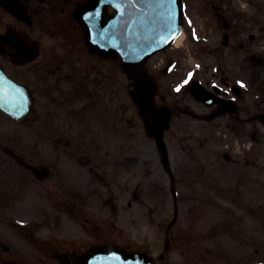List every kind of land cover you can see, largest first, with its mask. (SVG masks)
Returning <instances> with one entry per match:
<instances>
[{"label":"flooded vegetation","instance_id":"obj_1","mask_svg":"<svg viewBox=\"0 0 264 264\" xmlns=\"http://www.w3.org/2000/svg\"><path fill=\"white\" fill-rule=\"evenodd\" d=\"M3 1L6 6L0 4V62L12 77L33 93L40 139L43 140V131L46 132L44 127L53 136V163L49 165L54 173L47 178L52 179V194L67 189L69 210L76 213L79 220L89 222L91 218L79 212L88 213L91 196L71 180V171L77 160L89 166L90 172L98 168L105 172L103 167L109 153L106 135L118 136L125 118L122 61L114 57L115 61L108 67L82 44L85 30L76 21L93 0ZM23 6L24 13L14 12ZM185 9V42L180 50V65L175 67L182 77L180 93L179 96L173 94L168 83L162 98L171 109L172 117L177 113L185 119L180 125L182 130L189 131L195 123L199 139L204 138L207 144L210 138L218 139L217 148L227 147L238 154L235 158L227 156L238 166L255 164L250 158L252 149L255 146L264 148V143L253 141L256 130L264 137V19L261 18L264 0H185ZM35 47L38 56L28 62ZM23 59L26 62L16 63ZM167 60L163 72L173 69V60L169 56L165 62ZM200 86L208 97L195 93ZM253 90L260 95L253 97ZM2 114L0 111V128L5 123L3 117L18 124L27 123L28 118L16 121ZM43 114L50 117V122ZM137 120L138 110L135 109L131 120L133 128H137ZM217 134L228 137L226 140L217 138ZM10 140L3 143L23 154L16 148L15 137L11 136ZM132 149L133 158L138 160V145L132 144ZM85 150H100V155L95 154L98 162L78 157ZM63 153L69 157L63 158ZM245 170L240 182L250 177ZM198 171L202 187L199 192L213 194L219 188V179L211 176L202 162ZM65 174L69 181L64 179ZM96 176L107 189L109 181L101 172H96ZM84 178L87 188L89 183ZM44 181L46 179L36 182ZM6 190L0 187V218H3V207L13 203L11 195L4 199ZM55 200L59 209V201ZM259 204L254 210L247 204L238 208L259 217L264 225V203ZM256 253L260 261H264V251L256 249Z\"/></svg>","mask_w":264,"mask_h":264},{"label":"rangeland","instance_id":"obj_2","mask_svg":"<svg viewBox=\"0 0 264 264\" xmlns=\"http://www.w3.org/2000/svg\"><path fill=\"white\" fill-rule=\"evenodd\" d=\"M123 77H124V90H125L124 99L127 100L128 98L130 99V96H128V93L130 94V92H131V85H130V83L127 80L126 72L123 74ZM126 114L131 117V109H129V113L127 112ZM34 116H32L31 118H34ZM32 124L34 125V127H36L37 122H34ZM144 125H145L144 122L140 119V122H139V125H138L139 143L141 144V153L143 155V158L146 161L145 163L142 162L140 164V175H141L142 181L143 180H148V182L147 181L145 182L146 183L145 186H148L149 189L153 190L154 187L152 185L156 186V188L154 189V192L157 194V196H159L158 191L160 192V188H161V178L160 177L165 173V171H164V168L162 166V162H161V159H160L161 155H159V152L157 150L156 144H155L154 140H152L150 137H148L146 135V132L144 130ZM124 130L128 134V139L127 140L130 143V141H131V139H130L131 127L130 128H124ZM166 136H167V139L169 140V142L171 144L172 143H176V145H178V143L180 142L179 138H175V140H173L172 137H171V134H169V133H167ZM30 138H29L30 140L29 141L27 140L28 142L24 145L25 149L27 148L28 143L36 142V136L30 137ZM112 139L113 138H111V135H110L108 137V141L110 142L109 145H111L112 143L114 145L115 142L112 141ZM24 147L22 146V148H24ZM149 163L152 164L150 167L153 168V171L155 173L154 177H152V176L151 177H145L142 174ZM120 170L123 173L127 172V174L132 172L131 168L128 169L126 167H121ZM250 174L252 175V182H250V187H247V191L250 192V193H247V196H249L248 199L250 200V202L254 203L255 202L254 200L258 196V191L260 189H264V187H262L264 184H261V181L264 180V165L261 164L260 166L252 167L251 170H250ZM230 176L228 177L227 181H231V179L233 178L232 175H230ZM24 177H25L26 181H29L27 176H24ZM147 183L149 185H147ZM26 186H27V192L31 195V197H33L35 194H37V185L35 183L29 182L28 184H26ZM159 198H160L161 202L164 199V198L161 197V195L159 196ZM234 199H235V194H233L231 202H234ZM143 206L147 207L148 205L144 202ZM144 210H146V209L145 208L143 209L142 214H145ZM130 211L124 215V218H127V216H129ZM183 213H184V215L182 217V221L180 220V222H182V223L181 224L179 223V225H178L177 224L178 222H177L176 224L178 226L177 225L175 226V229H176L175 235H178V236H180L182 233L187 235L185 233L186 227L187 228H191L192 227V223H191L192 221L190 220L191 219V215L186 213V212H183ZM61 214H62V216H61V220H60V223H59V235L60 236H62L60 234V232L62 231V228L63 229L65 228L64 225L61 224L62 220L64 218V214L63 213H61ZM172 214H173V210H172ZM213 214H209L210 217H211L209 221H211V220L212 221H222V220H224L223 219V214H221V213L214 214V219H212V215ZM103 216H104V218L107 217V219H106V221L102 222V225L106 228L105 229L106 235H105V237H103L102 241L103 242H106V241H109V240L124 241V243L128 245L129 242H130L128 238L131 237V236L128 235V234H122L120 231L116 232V230L112 228L111 222L114 221V220L111 218L110 210L108 208L103 210ZM170 217H171V214H170ZM198 217H203V215L199 211L196 213V218H198ZM25 221L28 222L29 220L25 219ZM183 221H188L187 225H185L183 223ZM118 225L123 226L122 228L125 229L126 231H129V232L132 231L131 230V223L122 220V218L120 219ZM158 229H160V227H158ZM46 231H48V229H45L44 231H42V234L44 236H46ZM50 231L53 234H56V229L55 228L50 229ZM201 231L202 230H200V232ZM144 234H146V233H144ZM145 237L150 239V240L152 239V238H149L148 235L146 234V236H143L141 239L138 238V243L139 244L130 245L129 247H137V248L138 247H142L143 249L152 248V246L144 245L143 242L145 241ZM222 237H223V235H222ZM223 239H226V237H223ZM185 240L187 242V239H185ZM176 243H177V245L175 246L174 255L172 256V264H185L186 263V261H181L180 262V257L182 256L181 255V249H183L185 255H187L189 253L188 252V247H191L193 249V251L196 252L197 259L194 261L195 264H202L201 260L203 259V257L200 256L201 259L198 258L200 250L198 249V247L195 246V242H190V243H188L189 245H185L186 244L185 242L182 243L183 245L182 244L179 245V241H177ZM25 247H26V250L28 249L29 253H31L30 256L33 255L32 259H35V257H36V259L40 260V261L34 262V264H65L64 261H61V259L50 260L49 257H47L45 255V252L47 250H50V249H49V247L46 249L45 245L43 247V253H40V251L37 250L31 244H27V246H25ZM55 247H58L60 251H65L67 245L65 243H63V244L62 243H58V244H55ZM207 259H209V262H205V264H228L229 263L227 261L218 263L217 259L214 260V259H212L210 257L207 258ZM229 259H230V263L234 264V259H231V258H229Z\"/></svg>","mask_w":264,"mask_h":264},{"label":"water","instance_id":"obj_3","mask_svg":"<svg viewBox=\"0 0 264 264\" xmlns=\"http://www.w3.org/2000/svg\"><path fill=\"white\" fill-rule=\"evenodd\" d=\"M107 2V3H106ZM110 2H114L116 5L117 0H105L104 6L106 4H110ZM173 2L178 4V0H174ZM162 5L166 6L164 0H162ZM90 19H88V25L93 32V36L95 39L97 38L96 43H92L93 47L97 49H101L99 45V40L104 39L103 34H99L98 32L101 31L102 27L105 26L106 22L105 19H101L97 17L93 11ZM156 13V10H155ZM173 13L168 14V18L165 16H160L156 13V16H152L147 13L143 19L139 21V26L136 31V35H140L143 39V43L145 47L144 53H137V57L135 58L131 52L124 51L125 55H127V62L126 68L130 72L132 79L136 82L139 88V96H140V105L142 108V115L148 120L149 126L148 130L150 133L155 134L160 144H162V137H161V126L162 123L166 122L168 119L167 113L159 110L155 104L153 103V97L155 95V87L152 78L147 74L144 66V62L147 58L157 50L159 47L166 45V42L171 36L172 38L178 33V27L181 26V19L178 18L176 15L173 16ZM155 17V18H154ZM115 23L116 18L113 20L112 27L108 25L107 30L108 33L111 34L113 30H115ZM174 29L176 31L174 32ZM174 34L172 35V33ZM167 37L165 41H160L157 45L159 39ZM110 42L108 44H113L114 40L111 38L109 39ZM3 107L5 106L4 103H0ZM158 130L160 131L158 133ZM80 264H154L153 260L147 257L144 254L139 252H134L131 254H127L122 248L117 246H110L108 248H93L83 259Z\"/></svg>","mask_w":264,"mask_h":264}]
</instances>
